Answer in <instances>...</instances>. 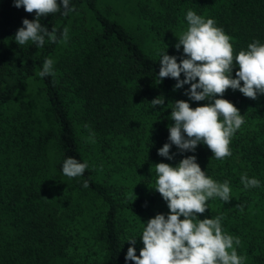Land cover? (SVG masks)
Masks as SVG:
<instances>
[{
  "label": "trees",
  "instance_id": "16d2710c",
  "mask_svg": "<svg viewBox=\"0 0 264 264\" xmlns=\"http://www.w3.org/2000/svg\"><path fill=\"white\" fill-rule=\"evenodd\" d=\"M150 2L70 0L75 11L41 17L49 31L57 29L58 40L39 48L14 38L35 13L0 0L8 23L0 26V264H134L125 259L127 239L136 238L139 255L145 223L170 211L154 189L155 164L176 166L189 155L232 189L230 202L211 198L199 218L222 215L224 231L240 238L234 246L246 256L244 264H264V94L253 100L231 88L224 93L245 119L230 157L217 160L203 143L183 153L172 145V160L158 155L170 143L174 102L193 108L210 102L191 100L185 94L190 84L175 89V79L158 77L163 52L177 62L185 58L183 46L175 45L188 27L187 11L214 18L238 53L255 40L264 43V0H156L157 17L140 8ZM133 7L145 18L132 15ZM48 58L55 75L42 78ZM238 69L234 65L233 78ZM157 96L165 104L153 107ZM69 156L87 162L83 175L63 174ZM244 173L260 187L245 189ZM81 236L93 240L99 258L73 256Z\"/></svg>",
  "mask_w": 264,
  "mask_h": 264
},
{
  "label": "clouds",
  "instance_id": "9594fccd",
  "mask_svg": "<svg viewBox=\"0 0 264 264\" xmlns=\"http://www.w3.org/2000/svg\"><path fill=\"white\" fill-rule=\"evenodd\" d=\"M14 6H22L26 12H34L36 17L34 20L23 19L15 41L19 45L32 42L39 48L44 47L46 39L52 43L58 40L57 29L49 31L41 24V17L75 11L70 7V0H14ZM185 18L188 27L175 45L177 50L183 46L185 58L177 62L176 56L163 52L158 77L160 81L169 77L175 79V89L190 84L185 94L191 100L210 102L195 108L186 100L174 102L170 113V119L174 121L169 126L170 143L159 148L158 155L172 160L175 155L170 152L172 145L183 153L195 152L203 143L217 160H223L232 155L231 140L245 123L235 104L223 98L224 93L231 88L253 100L264 94V43L255 40L246 50L237 53L232 37L216 25L214 18H205L191 9ZM68 32L65 27L59 36L61 42L68 41ZM234 65L239 66L235 78L232 76ZM38 75L42 78L55 75L54 61L45 59ZM151 104L153 107L163 105L165 99L157 96ZM87 168V162L81 163L69 156L63 162L62 172L68 178H76ZM155 171L154 189L166 201L170 211L167 217L158 213L145 223L141 235L144 246L139 255L134 247L136 238L127 239L130 246L126 261L134 264H244L246 256L239 255L234 246L240 245V238L224 231L223 216L199 218L208 209L211 198L218 197L225 203L231 201L229 181L221 183L206 175L195 155L184 157L176 166L157 163ZM240 180L245 189L260 187V181L249 178L246 173ZM83 187H89L88 181L83 182Z\"/></svg>",
  "mask_w": 264,
  "mask_h": 264
},
{
  "label": "rangeland",
  "instance_id": "374dc122",
  "mask_svg": "<svg viewBox=\"0 0 264 264\" xmlns=\"http://www.w3.org/2000/svg\"><path fill=\"white\" fill-rule=\"evenodd\" d=\"M151 5L148 6V7H145V9H143L142 6H140L141 10H144L145 13H147L148 15L150 16H154V17H157V13H158V8H155L153 7V4L156 3V0H151ZM134 10H135V7H133ZM136 13H131L132 15L133 14H137L138 16H143L145 18L146 14H143V13H138V11L135 10ZM131 16V15H130ZM0 26H3V27H7L8 26V23L7 21L5 20V17H2L1 18V14H0ZM82 228L85 229L84 226H82ZM75 229L71 232V233H75ZM86 234V233H85ZM84 236V235H83ZM80 237V239L78 240L77 242V248L75 250V252L77 254H73L74 255H78L80 259H88V260H94L96 258H99L98 256V253H100L97 249V246L96 245H93L92 241L88 240L87 237L86 239H82V237Z\"/></svg>",
  "mask_w": 264,
  "mask_h": 264
}]
</instances>
